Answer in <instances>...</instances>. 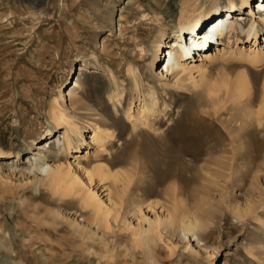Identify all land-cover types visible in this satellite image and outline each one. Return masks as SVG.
Masks as SVG:
<instances>
[{"label":"rangeland","instance_id":"1","mask_svg":"<svg viewBox=\"0 0 264 264\" xmlns=\"http://www.w3.org/2000/svg\"><path fill=\"white\" fill-rule=\"evenodd\" d=\"M231 1L227 18L259 22L257 41L226 35L210 49L230 55L196 53L200 72L164 76L182 10L210 11L195 31ZM253 10L240 0H0V264H264V61L248 58L264 54V12ZM119 91L122 104L111 102ZM152 96V126L135 130L130 115ZM56 103L75 133L67 153L46 152L64 167L59 185L33 168L38 145L67 130ZM96 127L109 138L91 143ZM182 219L200 228L187 233Z\"/></svg>","mask_w":264,"mask_h":264},{"label":"bare ground","instance_id":"2","mask_svg":"<svg viewBox=\"0 0 264 264\" xmlns=\"http://www.w3.org/2000/svg\"><path fill=\"white\" fill-rule=\"evenodd\" d=\"M253 1L254 0H240L241 5H243L244 8L247 9V8L251 7L253 9V7H254V10H256V12L258 14H263L262 12L264 10V0H257V1L255 0L254 6H253ZM226 9H229V10L225 11V14H228V16L229 15L231 16V12H233V11L235 12L234 2L231 1L230 6L226 7ZM230 9H232V11ZM241 9H243V8L241 7ZM254 10H253V18H255V13H256ZM181 14H182L183 18L179 22V24L176 27V30L173 34L174 35L173 36L174 41L172 40V41L167 43V44H169V46L166 47V50H168V52L164 55V60L167 56H168L169 60H168L167 65L164 66V69L161 71V73L163 74V72H165L167 74V76L170 74V75H173L175 77H179V76H181L187 72L192 73L196 68H197L198 72H200L202 70L201 67L194 66V64L190 65V63L187 62L186 59L191 57V54H190L191 51L201 54L202 62H212L218 57L217 55H219V56L222 55V57L227 55L228 52L225 51V49L223 51L220 50L219 51L220 53H218V54H215V55L211 54L212 51L210 48L213 47L211 45V41L215 40L216 37L221 36L222 38L221 37L220 38L222 40V39H224L223 37L226 35L237 34V37H238V35L245 36L247 41H248V39H251V38L255 39V41H257L258 36H259V31H260L258 28L259 22H256V20L249 19V22L246 24V22L248 20L246 21V19H243V17L241 15H238V16L232 15V19H228L227 16L226 17H225V15L224 16H217L218 13H216L215 16H217V17H215L213 20L212 19L207 20L209 22V24L203 25L201 27V30H199L197 28L196 29L197 31L196 30L192 31V29L190 27L194 26L195 23L200 22V20H202L203 18L208 17L209 16L208 14H210V11H206V9H203L202 6H197L195 8H192V11L182 10ZM188 14H190V15L188 16ZM211 20H212V22L210 23ZM210 24H211L210 30H209L208 26H207V28H205L206 25L210 26ZM244 24H246V25H244ZM236 27H238L240 29V31H238ZM189 28L191 30V33H188V34L183 33L184 36L182 37L180 32L186 31L185 33H187ZM261 28H262V30L264 29V15L261 18ZM198 31H200V33H198ZM204 31H207L209 36L210 35L212 37L215 36V38H210L208 40H206L207 38H205V40H203ZM261 34H262V32H261ZM165 36H166L165 31L160 30L159 37L157 40L158 47H160L159 46L160 43H162L164 41ZM230 36H232V35H230ZM200 37H202V38H200ZM238 39H240V38H238ZM186 45L187 46L190 45L188 49L183 47ZM206 46L207 47L210 46V48H209L210 50L208 52H206V50H205ZM190 48H192V49H190ZM158 51H161L160 48H158ZM178 53H180L181 55ZM228 55H230V54H228ZM248 58L250 60H252L253 63L259 64V63L264 61V54L262 55L259 52H257V53H255V55L248 56ZM157 59L161 60L160 56H159V58L157 56ZM83 84H84V82H83ZM83 84H82V81H81V83L79 81H77L76 85L74 87L78 88V90L79 89L83 90ZM74 87L71 88V90H69L68 94L66 96H64V98L69 97L70 100L72 101L77 97V93L74 91ZM238 87L240 89L239 91H240L241 95H245V96L248 95L247 93H248V89H249V81H248L246 76L244 78L242 77L238 80ZM124 94H125L124 91L115 92L111 96V102L117 101L119 104H122L121 101H122V98L124 97ZM151 103L153 105L152 107H149V106H147L146 108L143 107L142 111H140L137 116L130 115V118L133 119V128L135 130L138 129L139 127H146V128L150 127L151 123L149 121H148L149 122L148 123L146 119L156 115L155 114L156 108H154V107L157 105L155 97H153V96L151 99ZM56 107L59 109L53 114V119H55L56 125L58 127H62V125H65L67 130L62 135H58V137L56 139H55V137H52L50 140H47L45 143L38 145V155H40V156L42 155V157L41 158L39 157L38 159H36V161L34 160L33 168L35 167L37 169V172L40 173L41 175H44V176L46 174H50V172L52 171V175H51L52 177L50 176L51 178L50 177L49 178L51 180H53L56 184L59 185L65 176L64 167H63V165L58 166V167H53L48 162H46L45 161L47 159L46 152H51L54 148H57V147L59 148L58 156L63 155L65 153H67L68 151H70L71 147L73 146V139L71 137V133H74V126H73L72 120H70L68 118L67 109L65 107H63L60 103H56ZM113 108L118 112L116 104H114ZM259 113L261 115L262 112H259ZM95 126H97V125H95ZM99 129H100L99 127H96L95 134L92 138L91 143H93V142L96 143V142H99L101 140L104 141L107 139V137L109 138V136L105 137L102 132H99ZM20 155L21 154L18 153V156H20ZM98 175H100L103 180H107L110 178L109 171L105 172L103 168L98 170ZM95 200L96 199L93 197H88L86 199V203L93 205V202ZM237 215H238V217L241 218L239 212H237ZM169 222H171V220ZM162 224L163 223L157 224L156 228L162 226ZM198 224L199 223L197 221H189L188 222L185 219L181 220V226L184 229V231L187 233H194L196 230H198V227L200 226V225L198 226ZM195 237H197L196 239L198 240V243H200L198 235H196Z\"/></svg>","mask_w":264,"mask_h":264}]
</instances>
